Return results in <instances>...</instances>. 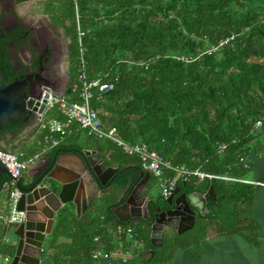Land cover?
Here are the masks:
<instances>
[{
  "label": "trees",
  "instance_id": "16d2710c",
  "mask_svg": "<svg viewBox=\"0 0 264 264\" xmlns=\"http://www.w3.org/2000/svg\"><path fill=\"white\" fill-rule=\"evenodd\" d=\"M76 2L88 49L87 78L113 83L108 94L91 102L101 121L115 127L123 141L145 143L173 166L246 179L253 152L264 153V0ZM41 3L43 14L65 28L71 38V81L64 97L78 103L79 92L73 88L79 75L75 2ZM1 34L0 70L6 74V82L11 83L18 75L10 58V39ZM24 119L25 116L0 127V149L12 151L1 141L9 136V141L17 139L27 127ZM51 119L66 121L56 104L44 113L34 137L21 141L12 152L29 160L47 150L95 149L104 165L117 169L110 191L90 202L82 217L78 218L69 205L58 210L43 250L52 264H81L92 259L101 245L113 251L133 241L142 244L138 254L141 264H171L175 248L196 244L207 236L210 226L235 227L236 202L251 198L252 187L248 184L216 177L184 178L166 170L165 175L176 180L180 192L205 194L212 186L216 199H208V214H197L191 229L180 234L166 233L161 245L153 246V217L135 225L131 221L122 223L111 208L120 201L122 188L129 186L131 190L139 182L140 172H147L140 160L124 153L110 139L88 135L77 122H71L60 139L59 134L49 130ZM256 121L261 122L259 127ZM82 134L87 139L83 144ZM49 136L59 139L58 144L51 147L46 142ZM222 143L227 147L220 151ZM9 180L8 175L0 173L2 185ZM33 182L25 184L19 178L22 187ZM147 184L157 185L151 173ZM3 199L1 190L0 207ZM159 206L161 210L168 208L160 190L150 201L152 211ZM3 213H7L5 207ZM127 228L132 229V238L127 237ZM4 232L0 222V254L13 258L16 246L3 241ZM96 237L99 241H95Z\"/></svg>",
  "mask_w": 264,
  "mask_h": 264
},
{
  "label": "water",
  "instance_id": "95a60500",
  "mask_svg": "<svg viewBox=\"0 0 264 264\" xmlns=\"http://www.w3.org/2000/svg\"><path fill=\"white\" fill-rule=\"evenodd\" d=\"M28 80L16 79L11 83L6 82V74L0 70V127L13 122L14 120L29 113L37 114L42 121L46 103L50 96L47 91L40 96H31L26 99V87ZM62 94H55L60 96ZM59 151L54 158V169L60 162ZM73 156L78 159L80 169L76 173L75 180L64 184L59 192L43 185L45 176L53 177L52 171H46L41 177L35 180L31 186L25 188L17 182L22 191L18 202V210L25 212V220L17 226L15 235L18 238L15 254L10 264H39L42 257V245L46 234L51 233L55 220V213L67 203L65 197L68 188H76L78 191L84 189L85 176H89L96 184L98 191L105 192L109 189L111 178L117 169L105 167L99 158L98 152L93 149L75 151ZM105 171L109 172L105 176ZM0 173L11 177L7 167L0 163ZM149 180V173L141 171L140 180L129 194H122L120 201L111 206L112 212L122 222L131 221L132 224H139L150 217L154 218L151 226V243L159 246L162 243L164 233L167 229L183 233L191 229L195 224L197 214L203 216L208 214L206 203L216 199L214 188L211 186L207 193L193 192L182 193L178 197L177 189L169 198L165 199L168 208L161 210L156 207L155 211L150 208V202L146 191ZM2 184L0 183V192ZM127 211L123 216L120 211ZM150 252V256L153 255Z\"/></svg>",
  "mask_w": 264,
  "mask_h": 264
},
{
  "label": "crops",
  "instance_id": "0c3cea01",
  "mask_svg": "<svg viewBox=\"0 0 264 264\" xmlns=\"http://www.w3.org/2000/svg\"><path fill=\"white\" fill-rule=\"evenodd\" d=\"M64 94L65 93L62 95ZM11 138L12 136H9L6 140H2V146L6 148L20 141L19 137L14 141H9ZM86 141V135L82 134L80 143L83 144ZM74 152L75 151L71 150L59 152L60 162L56 169H54L53 166L56 152H52V150H47L37 157L32 158V161L29 163L22 176L24 183H31L46 171L53 170V177L45 176L42 183L44 186L59 192L64 184L75 180L76 173L80 169L78 159L73 156ZM251 161L252 167L245 180L262 182L261 179L264 176V153L257 155L253 152ZM104 166L108 167L106 165ZM107 174H109V172L105 171V176H107ZM241 183L248 184L252 187L250 192L251 198L236 202V219L238 223L235 227L228 229L227 226L224 227V225H220L219 227L214 225L210 226L207 236L196 244L190 245L187 248H175L172 254L171 264H264V186L246 182ZM83 185L84 189L79 191L76 188H68L65 195L67 203L62 204V207L65 205L73 207L78 218L86 213L90 202L110 191V188L105 192L98 191L96 184L89 176H85ZM154 186L157 185L151 187H148V184L146 185L149 202L155 198L151 194V190ZM176 190L177 188L174 192ZM123 192H128L129 194L130 190L125 186L121 190V196ZM180 194H182V192L179 190L176 197ZM121 196L119 199H121ZM117 203L118 202H115L111 204V206ZM4 207L5 204L3 199L1 200L0 212H3ZM120 213L125 216L127 211L122 210ZM57 214L58 211L55 213V220ZM11 229L14 230L15 235L17 226H11L8 232ZM173 232L176 231L167 229L164 234H172ZM49 235L50 234H46L45 241L42 245L43 250ZM17 241L18 238L16 242L12 244L16 246ZM65 241L67 243L70 242L69 239ZM140 248H142L141 242ZM39 264L52 263L50 262V258L42 252ZM81 264H141V262L139 261L138 255H134L126 261L117 257H112L111 259L100 260L85 259Z\"/></svg>",
  "mask_w": 264,
  "mask_h": 264
},
{
  "label": "built area",
  "instance_id": "2783aa9c",
  "mask_svg": "<svg viewBox=\"0 0 264 264\" xmlns=\"http://www.w3.org/2000/svg\"><path fill=\"white\" fill-rule=\"evenodd\" d=\"M75 2V21H76V33L78 44V60H79V75L78 80L74 84V89L79 92L80 102H70L65 99L64 95L54 96L50 93V96L46 103L44 113L53 105H58L59 110L66 116V121L62 122L57 119H51L48 122V127L51 133L59 134L60 139H63L67 133V128L71 122H77L79 126L88 134L98 138H106L115 142L124 153L137 157L141 162L143 170L151 173L157 179V186L164 197L169 198L176 189V180L165 175L166 170L174 171L184 178L194 175L200 179L208 178H220L223 180L233 182H246L255 185L264 186V182L260 181H248L245 179L229 177V176H213L204 172L195 170L189 171L183 167L173 166L168 160H166L157 151L151 149L145 143L131 144L121 139L118 131L115 127L106 126L98 116V113L92 108L91 102L94 98L102 99L103 96L108 94L112 88V82H103L102 78L89 80L86 74V53L88 51L84 44L85 31L81 25V19L79 14V8L76 0ZM222 45V42L219 43ZM44 115V114H43ZM261 125L260 121H256V127ZM46 142L51 147L58 144L59 139L49 136L46 138ZM227 147V144L222 143L219 145V150L223 151ZM38 156V155H37ZM35 156V157H37ZM32 159L23 160L17 153L0 149V163L5 165L9 170L11 177L10 180L2 185V191L4 193V204L7 213L0 212V222L5 226V232L3 234V241L8 242L7 233L11 226H18L25 220V212L18 210V202L22 195V191L17 185L19 178L22 177L25 169L28 167ZM126 234L128 238H132V229L127 228ZM95 241H99L96 237ZM140 242L133 241L128 247H118L113 251H107L104 246L101 245L97 248L93 254L92 259H111L112 257L120 258L124 261L131 258V256H137L139 254ZM12 258L0 254V264H10Z\"/></svg>",
  "mask_w": 264,
  "mask_h": 264
},
{
  "label": "flooded vegetation",
  "instance_id": "af4514ba",
  "mask_svg": "<svg viewBox=\"0 0 264 264\" xmlns=\"http://www.w3.org/2000/svg\"><path fill=\"white\" fill-rule=\"evenodd\" d=\"M27 2L0 0L1 37L10 39L8 49L16 79L28 80L26 99L47 91L54 95L66 93L71 81V38L65 28L53 24L47 15L43 17L48 22L43 19L34 22L19 14L16 7ZM37 118L35 113L26 114L27 127L39 122Z\"/></svg>",
  "mask_w": 264,
  "mask_h": 264
},
{
  "label": "rangeland",
  "instance_id": "374dc122",
  "mask_svg": "<svg viewBox=\"0 0 264 264\" xmlns=\"http://www.w3.org/2000/svg\"><path fill=\"white\" fill-rule=\"evenodd\" d=\"M42 6H43V4L41 3V0H36V1H29L27 3L21 4V5L17 6L16 8H17L19 14L25 16L27 18V20H29V21L33 20L35 22L39 19H43L45 22H48L47 18L43 17L44 14L42 12ZM40 122L41 121L39 120V122L37 121V122H35V124L28 126L23 131V133L19 136L20 141L16 142L12 146L9 145V148H10L9 150H12V151L17 150L21 141L26 140V139H31L32 137H34V135L37 133V129H38ZM151 194L154 197L158 196V194H159L158 186H154L152 188ZM7 237L9 240L8 242L11 244L13 242H16V240H17V237L14 235V230H12V229L7 233Z\"/></svg>",
  "mask_w": 264,
  "mask_h": 264
},
{
  "label": "bare ground",
  "instance_id": "6f19581e",
  "mask_svg": "<svg viewBox=\"0 0 264 264\" xmlns=\"http://www.w3.org/2000/svg\"><path fill=\"white\" fill-rule=\"evenodd\" d=\"M47 101V100H46Z\"/></svg>",
  "mask_w": 264,
  "mask_h": 264
}]
</instances>
